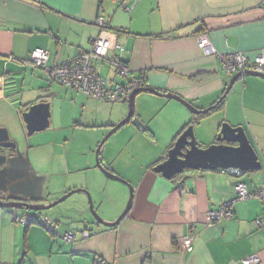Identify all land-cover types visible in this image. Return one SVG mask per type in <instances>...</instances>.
Here are the masks:
<instances>
[{
    "label": "crops",
    "instance_id": "crops-1",
    "mask_svg": "<svg viewBox=\"0 0 264 264\" xmlns=\"http://www.w3.org/2000/svg\"><path fill=\"white\" fill-rule=\"evenodd\" d=\"M122 2L131 1L0 0V128L18 141L21 150L27 148L36 171L47 179L57 167L85 169L70 162V153L84 156L89 169L95 167L90 158L93 142L87 149L66 150L71 137L62 136V131L70 129L73 135L98 126L110 130L125 117L127 107L120 105L115 118L94 116L97 101L77 91H63L48 80L45 70L25 64L33 49L49 52L48 67L84 53L101 34L96 23L101 16L107 34L124 47L111 54H120L134 78L143 72L144 87L176 94L198 109L216 105L233 76L201 53L200 33L207 34L218 53L264 57V0H137L128 12ZM102 67L96 65L99 72ZM156 96L142 92L135 97V115L144 130L128 125L122 129L126 146L120 142L102 154L104 163L133 187L132 205L119 224H98L81 196L45 214L56 225V237L39 225L15 220L30 211L0 207V264H142L146 256L151 264H241L253 254L264 264V228L254 224L257 218L264 223L263 205L257 198L239 200L233 190L237 181L250 191L264 185V79L238 78L221 105L192 124L202 145L205 132L210 141L221 122L244 127L261 170L245 172L243 178L232 170H206L187 172L178 184L153 172V164L165 158L174 138L195 117L178 101ZM41 101L49 103L47 128L54 136L31 143L21 113ZM85 115L92 119L86 122ZM134 140L149 144L150 159H135L140 147L134 145L132 152H125ZM92 173L105 182L100 173ZM82 185L73 182L70 188ZM119 188V198L108 196L113 209L103 212L107 221L115 220L123 208L127 193ZM96 191L103 207L105 194ZM44 198L43 202L55 199ZM224 201H232L231 217L209 223L208 212ZM83 229L90 231L86 238L67 242L60 237ZM187 235L192 237L191 251L182 249Z\"/></svg>",
    "mask_w": 264,
    "mask_h": 264
},
{
    "label": "water",
    "instance_id": "water-1",
    "mask_svg": "<svg viewBox=\"0 0 264 264\" xmlns=\"http://www.w3.org/2000/svg\"><path fill=\"white\" fill-rule=\"evenodd\" d=\"M243 76H257L264 79L263 74L255 71H238L233 74L220 99L229 92L234 82ZM142 92L174 99L195 116L207 114L215 107V105H212L205 109H198L176 94L147 86L135 89L128 97L122 99V102H126L128 105V112L100 140L95 150V159L96 166L107 178L124 184H127V182L102 164L99 152L104 142L128 122H132L140 131L144 130V125L135 115L134 109L135 97ZM21 115L27 135L42 131L49 126V103L41 101L32 104ZM218 169L239 170L242 174L261 170V161L242 125L234 126L226 121L222 122L214 141L204 146L197 141L193 125L189 124L174 140L167 150L165 158L151 168L153 172L160 174L166 180H170L185 170L206 171ZM46 179L45 174L36 171L28 155L27 148L21 150L18 141L12 139L5 128H0V193L6 196V199H0V207L40 212L66 200L71 194L79 192L88 197L89 211L92 218L98 224L114 227L126 216L132 205L133 187L131 185H129V197L125 208L113 221H107L98 216L93 209L90 194L83 188L69 190L56 200L43 202Z\"/></svg>",
    "mask_w": 264,
    "mask_h": 264
},
{
    "label": "built area",
    "instance_id": "built-area-1",
    "mask_svg": "<svg viewBox=\"0 0 264 264\" xmlns=\"http://www.w3.org/2000/svg\"><path fill=\"white\" fill-rule=\"evenodd\" d=\"M130 1L131 4L121 3L125 12H128L137 0ZM96 23L101 28V34L96 37L86 52L76 55L61 64L48 67L49 52L45 49H33L25 64L45 70L46 75L52 81L64 87H71L96 100L117 102L125 99L132 91L140 87L138 80L132 76L129 66L121 59L120 54H111L112 51L121 53L124 47L107 34L104 18L99 16ZM197 41L201 53L204 56H211L216 59L224 73L234 74L238 71L251 70L264 75V57L261 54L250 59L246 54L239 51L225 54L218 53L205 33H200L197 36ZM97 64L101 66L108 65L109 68L113 69L114 77H118V80L107 79L98 72ZM232 172L237 176L242 175L239 170H232ZM233 190L239 200L257 198L263 205L262 217H264V185L250 191L243 181H237L233 185ZM231 203L232 201H224L218 208L209 211L207 221L212 223L220 219L230 218L232 214ZM15 220L25 226L30 224L39 225L47 230L52 237L58 236L56 225L39 212L24 213L16 216ZM254 224L257 227L264 228V223L259 218L254 220ZM78 233L66 231L60 237L64 241L72 242L78 237L86 238L90 235V231L87 229H83ZM182 249L185 251L193 249L191 236L183 237ZM241 264H260V258L257 254L246 256L241 260Z\"/></svg>",
    "mask_w": 264,
    "mask_h": 264
},
{
    "label": "rangeland",
    "instance_id": "rangeland-1",
    "mask_svg": "<svg viewBox=\"0 0 264 264\" xmlns=\"http://www.w3.org/2000/svg\"><path fill=\"white\" fill-rule=\"evenodd\" d=\"M103 67L100 69L101 74H103L107 79L118 80V77H114L113 69L109 68L108 65L103 66ZM48 80L51 81L50 79H48ZM52 82H53V85L60 87L63 91H65V89H68V91H71V90L76 91L75 89H73L71 87H64L55 81H52ZM78 92L79 91H77V93ZM82 94H80V95H82ZM83 95H85V94H83ZM156 97H158V96H156ZM161 98H163V97H161ZM92 99H94V98H92ZM94 101H97V102H94ZM93 102L98 104L97 109L95 110L96 112H93V115L98 116L99 118L104 119V116L108 117L110 114H112L114 118L117 117L116 113H118V111H119L118 108L120 105L123 107H127V112H128V105L126 102H122V104H121V101L104 102V101L95 100V99L93 100ZM98 102H101V103H98ZM68 110H69V108L67 109V111ZM77 114H78V111H77ZM91 119H92L91 116L89 117V116L85 115L83 120L88 122ZM118 122H116L115 124H117ZM221 123H220V125H221ZM128 125H132V127L133 126L136 127L132 122H129V123L122 125L118 130H116L104 142V144L102 145V147L100 149L99 157L102 161V164L110 171H112L113 168L110 167V165H108V163H104L105 161H103V157H102L103 151L106 149H109V148H113V146L117 145L120 142L122 143L123 146H126V145H124L125 140L123 139L124 134H123L122 129L127 127ZM48 128L46 130H44L45 132L39 131V132H35L34 134L30 135L31 143H35V141L37 142V140H42V139L45 140L47 138H52L54 135H52V132H49L50 130H48ZM108 131H109V129H107V128L104 129V127L98 126L97 128H95V127L94 128H88V129L86 128V129H82L80 131H76L73 135H72V132L70 129H67V130L61 132L62 134H64V135H62L64 137H67V138L71 137V139L69 138V141L68 140L66 141L67 142L66 150L73 151V149H76L78 147L82 150L87 149L88 144L91 145V142H93L92 143L93 152L91 153L90 158H91V162H92L93 166H95V167L91 168V169L86 167L88 164V161L85 159L84 156H78L77 155L76 157H74L73 153L68 154L70 162H72V161L78 162L79 166L81 168H85V169L79 170L77 168H74L73 165H71L72 168H71V170L68 171L62 167H57L55 169V173L53 175H51L49 177V179H46L47 181L45 183V191H44L45 197L55 198L52 200H56V199L60 198L63 194H65V193H62L63 190H66L65 192H68L69 190L75 189V187L70 188V186L73 184V182L78 183L79 186L83 184L82 185L83 187H76V188H83V189L88 191V193L90 194V198L92 200L93 209L96 211L98 216H100L102 219H104L102 217L103 212H105V211L109 212L110 209H113L111 202L108 201V198H109L108 196L111 195L115 200L117 198H119L121 196L120 195L121 191H120L119 187L121 186V187H123V189L127 193L123 208L120 211V213L123 211V209L125 208V205L127 203L128 197H129V185H131V184L130 183L124 184L122 182L107 178L100 171V169H98V167L96 166L95 150H96L97 144L100 142V140L103 138V136ZM194 134H195L197 141L199 142L198 137H200V135H196L195 129H194ZM207 134L208 133H206V132L204 134V139H205L203 141L204 146L211 144L217 135V134H215L214 137L212 136L210 141H209V137ZM96 137H99L98 141H95ZM200 144H202V143H200ZM133 145L140 147L139 152L136 153V155L134 156L135 159L139 158V159H143V160H148L153 155V153H152L153 151L150 150L151 148H150L149 144L145 143L144 141H141V140H138V141L134 140V142L129 144L128 148H125V152L126 153L132 152L133 148L131 146H133ZM59 150H61V149H59ZM126 153L122 154L121 156L126 155ZM28 154H29V152H28ZM129 155H131V154H129ZM29 157H30V154H29ZM115 164H118V162ZM82 166H84V167H82ZM44 168L46 169L47 166H45ZM40 169H42L41 165L38 167V171ZM92 171H96L97 173H100V175H102V177H104L105 182L97 181V179H95V176L93 175L94 173H92ZM112 172L115 173L114 171H112ZM259 173H261V172H259ZM243 176H244V174L241 177L243 178ZM97 189L99 190V193H100V191H102L105 194V196H104V200H105L104 202L105 203H104L103 207H99V202H98V199L96 197V192L98 194V191H96ZM77 196H81V197L85 198L86 209L90 213L88 197L85 194L79 193V192H75V193L71 194L69 197L66 198V200H64V201H62V202H60V203H58V204H56V205H54L48 209L42 210L39 213L45 215L46 213H48V211L52 212L54 209H57L58 207L63 205V203H66V201H70L71 199H73L74 197H77ZM104 207H105V210L103 211ZM46 217L48 218V216H46Z\"/></svg>",
    "mask_w": 264,
    "mask_h": 264
},
{
    "label": "trees",
    "instance_id": "trees-1",
    "mask_svg": "<svg viewBox=\"0 0 264 264\" xmlns=\"http://www.w3.org/2000/svg\"><path fill=\"white\" fill-rule=\"evenodd\" d=\"M159 36H162V34H160ZM136 79L138 80L139 86H140V87H144L145 77H144L143 72L140 74V76H139L138 78L136 77ZM223 99H224V97H223L222 99H220L218 102H216V105H215L214 109L217 108V107H219V106L221 105ZM214 109H213V110H214ZM213 110H211V111H213ZM207 114H208V113H207ZM204 115H206V114H204ZM201 116H202V115L195 116V117L192 119V121H190V123L186 124V125L181 129V131L178 133V135H179V134L185 129V127H186L187 125H189V124H195ZM178 135H177V136H178ZM177 136L174 138V140L177 138ZM173 142H174V141H173ZM158 162H159V161H158ZM158 162H155L153 165H155V164L158 163ZM199 171H201V170H199ZM187 172H196V171H194V170H185L184 172L175 175V176L172 177L170 180H171V181H179L178 184H181V183L183 182V180L185 179V177H186V176H185V173H187ZM184 176H185V177H184ZM142 264H151V262H150V258H149L148 256H146V257L144 258Z\"/></svg>",
    "mask_w": 264,
    "mask_h": 264
},
{
    "label": "flooded vegetation",
    "instance_id": "flooded-vegetation-1",
    "mask_svg": "<svg viewBox=\"0 0 264 264\" xmlns=\"http://www.w3.org/2000/svg\"><path fill=\"white\" fill-rule=\"evenodd\" d=\"M0 199H6V196L2 193H0Z\"/></svg>",
    "mask_w": 264,
    "mask_h": 264
}]
</instances>
